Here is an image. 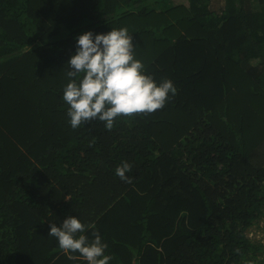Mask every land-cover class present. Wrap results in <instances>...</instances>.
<instances>
[{
	"label": "trees",
	"instance_id": "1",
	"mask_svg": "<svg viewBox=\"0 0 264 264\" xmlns=\"http://www.w3.org/2000/svg\"><path fill=\"white\" fill-rule=\"evenodd\" d=\"M121 27L175 94L73 129L75 37ZM68 216L109 264H264V0H0V264H87Z\"/></svg>",
	"mask_w": 264,
	"mask_h": 264
},
{
	"label": "clouds",
	"instance_id": "2",
	"mask_svg": "<svg viewBox=\"0 0 264 264\" xmlns=\"http://www.w3.org/2000/svg\"><path fill=\"white\" fill-rule=\"evenodd\" d=\"M75 40L76 50L67 61V76L76 79L69 80L62 95L69 106L67 115L73 129L93 120L102 121L111 129L116 117L151 113L164 106L169 93L175 94L171 80L157 83L145 73L142 61L134 56L133 37L127 28H111L97 34L89 30L77 35ZM130 170L131 165L122 161L115 174L131 182L126 175ZM86 231L78 216H68L60 226L52 223L48 235L56 238L60 249L78 252L87 264H109L111 256L105 254L107 245L98 233L89 240Z\"/></svg>",
	"mask_w": 264,
	"mask_h": 264
},
{
	"label": "rangeland",
	"instance_id": "3",
	"mask_svg": "<svg viewBox=\"0 0 264 264\" xmlns=\"http://www.w3.org/2000/svg\"><path fill=\"white\" fill-rule=\"evenodd\" d=\"M172 1V0H171ZM181 2H185L186 0H180ZM262 225H264V220L262 221ZM259 234V235H258ZM263 232L262 231H258V233H256L255 234V229L253 228V230H252V235H251V233H250V235L251 236H253V237H258V238H260V237H262L263 236Z\"/></svg>",
	"mask_w": 264,
	"mask_h": 264
},
{
	"label": "bare ground",
	"instance_id": "4",
	"mask_svg": "<svg viewBox=\"0 0 264 264\" xmlns=\"http://www.w3.org/2000/svg\"><path fill=\"white\" fill-rule=\"evenodd\" d=\"M259 235V234H258Z\"/></svg>",
	"mask_w": 264,
	"mask_h": 264
}]
</instances>
